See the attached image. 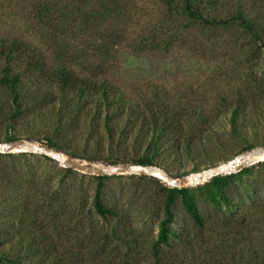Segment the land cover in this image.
<instances>
[{"label":"rangeland","instance_id":"1","mask_svg":"<svg viewBox=\"0 0 264 264\" xmlns=\"http://www.w3.org/2000/svg\"><path fill=\"white\" fill-rule=\"evenodd\" d=\"M216 3L221 17L242 8L264 31V0H216ZM45 4L53 11L40 22L36 17L38 7ZM149 37L155 41L141 46V41ZM0 39L29 45L46 59L50 68L64 65L82 77L105 78L128 98L153 101L158 96L171 108H182L184 112L177 120L181 130L171 132L170 136L183 140V148L177 150V140H165L157 160L171 179L191 178L217 167L229 168L228 163L240 154L264 153V39L258 41L237 25L211 30L191 25L183 18L168 21L162 0H0ZM3 64L0 61V69ZM40 82L39 88L29 89L32 96L38 92L42 98L46 89ZM8 96L0 87V98L7 102ZM28 99L32 107L17 119L14 133L29 145L49 147L47 138L54 137L57 128V109L53 103L33 106L36 101L29 96ZM239 104L243 112L235 131L231 108ZM193 110L202 113V117L191 116ZM90 123L91 118L83 115L55 138L61 141L62 148L52 150L66 156L67 150L75 151L81 157L77 160L100 168L113 166L106 162L107 157L119 153V149L128 160L118 165H134V158L146 153L149 143H141L140 129L128 141L118 136L115 148L110 150L103 120L97 130ZM4 137L3 134L0 142H6ZM7 154H14L16 159H1L4 166L21 172L27 183L34 178L38 181L34 186L39 188L37 195L33 196L31 191L34 187L27 185L22 189V193L29 192L32 196L34 209L41 207L45 213L44 207H56L51 200L53 192H58L55 199L70 202L69 210L61 213L64 223L61 249L76 251L82 243L87 247L97 239L111 244L113 253L122 256L128 248L113 238L115 230L132 248L133 264H154L152 245L158 239L164 218L163 187H170L159 172L155 177L107 176L103 181L104 201L116 214L103 218L93 205L98 185L93 176L77 171L66 175V168L58 161L40 153L28 152V156L22 157L23 152L15 150ZM260 163L264 162H244L245 169L253 173L242 181L235 180L228 191L233 203L231 211L252 216L249 221L254 236L238 237L232 229L230 234L220 229L216 222L222 212L204 200H200V209L206 228L200 231L179 204L174 228L194 243L198 250L196 257L201 254L211 263L264 262L263 259L255 262L248 255L242 259L238 254L230 261L229 256L234 252V241L242 245L249 243V238H253L250 241L253 251L264 250V166ZM210 181L196 182L191 178L182 188L197 190ZM225 211L230 213L223 205ZM79 221L83 222L81 226ZM75 228L80 231L75 233ZM186 255L185 264H193V252Z\"/></svg>","mask_w":264,"mask_h":264},{"label":"trees","instance_id":"2","mask_svg":"<svg viewBox=\"0 0 264 264\" xmlns=\"http://www.w3.org/2000/svg\"><path fill=\"white\" fill-rule=\"evenodd\" d=\"M162 1L166 7L168 21L178 22L183 18L191 25L211 30H222L237 25L252 34L258 41L261 42L264 39V31L260 25L256 24L254 19L249 18L242 8L223 18L218 13L216 0ZM52 11L50 5H42L38 7L36 17L40 22H44L45 16L48 17ZM152 37L143 39L141 46L149 44L150 40L155 41ZM0 61L4 63L0 69V87L9 95L7 102L0 98V139L4 134L6 142L19 140L14 133L16 121L32 107L29 105L28 96L32 99L31 101H36L33 106L53 103L55 110L57 109L58 122L55 136L47 138L50 149L62 148L61 141L55 138L59 137L61 131L74 125L76 120H81L83 115L91 118L90 124L96 130L103 120L111 144L110 150L115 148L114 144L118 136L128 141L130 135L136 129H140L139 137L143 138L141 143L148 142L149 144L143 156L134 158L133 162L138 165L160 168L157 160L162 143L165 140L175 142L177 140L170 135L171 132L181 130V125L177 120L184 110L179 107L171 108L162 103L158 96L153 101L146 98L131 99L105 78L99 80V76L96 75L82 77L64 65L50 68L42 55L29 45L17 40L0 39ZM40 80L43 81L46 89L42 98L38 92L34 97L29 91L32 87L39 88ZM241 109V104L231 108V123L235 131L239 115L243 112ZM195 115L202 117V113L193 110L191 116ZM138 138L135 139L136 142ZM177 142V150L181 151L184 141L180 139ZM186 149L189 150V146ZM66 154L75 159H81L75 151L67 150ZM21 155L22 157L28 156L26 153ZM43 157L53 161L47 156ZM6 158L16 159V156L0 153V160ZM99 160L102 159L99 158ZM127 160L128 156L123 155L119 149V153L111 154L106 162L109 165H118L126 163ZM260 164L264 166V163ZM18 172L10 170L0 162V264H133L132 248L125 243V239L118 237L115 230L113 238L118 239L121 245L128 248L122 256H116L113 253L114 249H111V244L106 241H97V239L89 243L87 247L79 243L81 245L76 251L61 249V241L64 239V223L61 213L69 210L70 202L55 199L57 197L54 196H57L58 192H53L51 200L54 201L56 207L51 205L44 207L46 208L45 213L41 212V207L37 206V209H34L30 201L32 196L29 192L22 193V189L27 185L33 188L38 181L34 178L30 181L31 183H27L21 172ZM74 172L72 169H65L66 175ZM252 173L253 171L247 168L238 174L220 175L212 178L209 183L197 190L163 187L166 193L164 218L159 225L158 239L152 245L154 264H185L186 254L191 251L195 255L198 251L185 233L174 228L177 223L179 204L200 231L206 228L200 209V200H204L222 212V217L216 222L217 225L219 223L220 229H225L228 234L232 229L238 233L236 234L238 237L254 236L255 230L251 228L249 221L252 216L237 215L232 212L233 203L228 195L235 180L242 181L243 177L250 176ZM20 175L23 177L19 179ZM93 177L98 180L93 201L96 213L103 218L115 215V211L107 207L104 201L103 181L108 177ZM31 191L33 196L37 195L39 188L34 187ZM198 195L204 199H199ZM223 205L230 212L229 214L226 211L225 214L223 213ZM82 221H79L80 226L83 224ZM256 224L259 225L262 222L256 221ZM75 230V233L80 231L76 228ZM250 241H253V238L248 239V245H237V241H234L236 244H233L234 252L229 253V256H232L230 261H233L237 254L242 259L248 255L255 262L260 259L264 260V250L253 251L254 247ZM193 258V264L198 262L200 264H227L223 260L219 263H211L201 254Z\"/></svg>","mask_w":264,"mask_h":264},{"label":"water","instance_id":"3","mask_svg":"<svg viewBox=\"0 0 264 264\" xmlns=\"http://www.w3.org/2000/svg\"><path fill=\"white\" fill-rule=\"evenodd\" d=\"M15 150L23 153H40L52 157L58 161L62 167L66 169H72L74 171L88 174L91 176L107 177L113 174H140L146 176L155 177L154 174L159 172L165 179L171 188H182L190 179L200 182L204 179H212L220 175L238 174L245 169L244 162L257 163L264 162L263 154H240L234 160L228 163L229 168L223 170L221 167L211 169L194 175L193 177H182L179 179H171L168 175L157 166H144V165H113L107 168H100L94 165L86 164L80 160H77L71 156H66L62 153L54 152L49 147L29 145L24 140H16L12 142H0V153L7 154L13 153Z\"/></svg>","mask_w":264,"mask_h":264},{"label":"bare ground","instance_id":"4","mask_svg":"<svg viewBox=\"0 0 264 264\" xmlns=\"http://www.w3.org/2000/svg\"><path fill=\"white\" fill-rule=\"evenodd\" d=\"M223 170H225V169H223Z\"/></svg>","mask_w":264,"mask_h":264}]
</instances>
